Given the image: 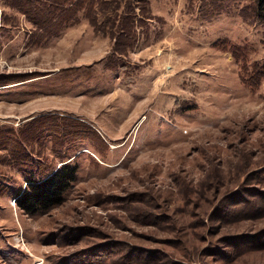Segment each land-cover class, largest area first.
I'll use <instances>...</instances> for the list:
<instances>
[{
    "label": "rangeland",
    "instance_id": "obj_1",
    "mask_svg": "<svg viewBox=\"0 0 264 264\" xmlns=\"http://www.w3.org/2000/svg\"><path fill=\"white\" fill-rule=\"evenodd\" d=\"M254 6L0 0V264H264ZM66 163L57 205L17 207Z\"/></svg>",
    "mask_w": 264,
    "mask_h": 264
},
{
    "label": "trees",
    "instance_id": "obj_2",
    "mask_svg": "<svg viewBox=\"0 0 264 264\" xmlns=\"http://www.w3.org/2000/svg\"><path fill=\"white\" fill-rule=\"evenodd\" d=\"M253 15L264 21V0H255ZM76 174L77 167L69 163L38 177L31 174L27 177L24 188L15 195L14 201L17 207L27 214L54 207L76 179Z\"/></svg>",
    "mask_w": 264,
    "mask_h": 264
},
{
    "label": "bare ground",
    "instance_id": "obj_3",
    "mask_svg": "<svg viewBox=\"0 0 264 264\" xmlns=\"http://www.w3.org/2000/svg\"><path fill=\"white\" fill-rule=\"evenodd\" d=\"M12 204L14 203V201L12 200V202H11ZM18 240V239H17ZM35 264H40V262L39 261H37Z\"/></svg>",
    "mask_w": 264,
    "mask_h": 264
}]
</instances>
